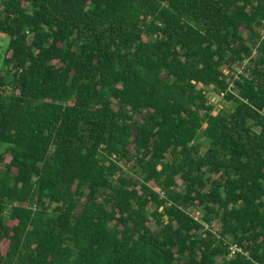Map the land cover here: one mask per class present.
I'll return each instance as SVG.
<instances>
[{"label":"trees","instance_id":"obj_1","mask_svg":"<svg viewBox=\"0 0 264 264\" xmlns=\"http://www.w3.org/2000/svg\"><path fill=\"white\" fill-rule=\"evenodd\" d=\"M263 34L264 0H0V264H264Z\"/></svg>","mask_w":264,"mask_h":264},{"label":"rangeland","instance_id":"obj_2","mask_svg":"<svg viewBox=\"0 0 264 264\" xmlns=\"http://www.w3.org/2000/svg\"><path fill=\"white\" fill-rule=\"evenodd\" d=\"M6 45H7V40L0 38V69L2 67L3 57L8 55V53H6ZM209 99H211V101L217 103V107H219V105H218L219 97L218 96H216L214 93L211 92L209 94ZM117 164L121 167V169L125 172V174H127V176H135L136 167H135L133 160H131L129 162V161H125V160L121 159ZM177 183L180 184V181L177 180ZM155 190L158 191V188L155 187ZM148 209L153 210L154 205L149 204ZM191 215L197 219H200L203 216V211L201 209H198L197 211L192 210ZM218 228H219V225H217L216 222L213 223V225H212L213 231L216 232L218 230Z\"/></svg>","mask_w":264,"mask_h":264},{"label":"built area","instance_id":"obj_3","mask_svg":"<svg viewBox=\"0 0 264 264\" xmlns=\"http://www.w3.org/2000/svg\"><path fill=\"white\" fill-rule=\"evenodd\" d=\"M229 249H230V251H231L232 254H233L235 251H239V249L236 248V246H231Z\"/></svg>","mask_w":264,"mask_h":264},{"label":"water","instance_id":"obj_4","mask_svg":"<svg viewBox=\"0 0 264 264\" xmlns=\"http://www.w3.org/2000/svg\"><path fill=\"white\" fill-rule=\"evenodd\" d=\"M8 214V212H6V215Z\"/></svg>","mask_w":264,"mask_h":264}]
</instances>
